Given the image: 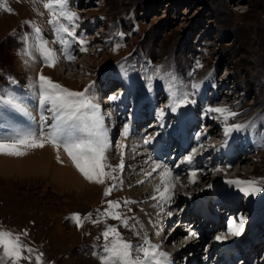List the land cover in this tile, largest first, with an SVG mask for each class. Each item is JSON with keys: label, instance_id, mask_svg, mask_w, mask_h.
I'll list each match as a JSON object with an SVG mask.
<instances>
[{"label": "rangeland", "instance_id": "obj_1", "mask_svg": "<svg viewBox=\"0 0 264 264\" xmlns=\"http://www.w3.org/2000/svg\"><path fill=\"white\" fill-rule=\"evenodd\" d=\"M5 2L12 12L0 8V71L15 77L21 85L16 94L20 92L28 95L30 98H27L26 102L33 97L28 85L41 72L70 90L82 91L90 79L100 83L103 80L109 83L116 82L118 79L124 82L128 77L118 76V65L121 62H125L129 68L128 76L132 75L137 79L142 75V69L147 62L155 66H165L180 78L181 87L186 88L193 82L200 84L195 99L198 96L200 98L202 94L200 90L209 86L211 92L207 95L203 93L200 98L202 102L196 99L202 110L200 111L202 113L197 114H203L205 105L206 107L212 105L205 100L212 99L216 103L211 107H228L238 113L229 121L230 124L254 121L253 128L234 133L232 136L241 137L239 140L242 143L237 145L239 156L243 150L250 151L248 155L242 153V157H246V162L240 163L241 169L233 168L232 171L225 173L226 175L210 173L216 174L221 179L226 177L227 180L259 181L264 178V0H68L71 11L80 17L79 27L76 29L77 35L82 30L90 41L87 51L80 52L79 46L75 45V49L79 52L76 54L77 59L71 62L65 58L62 46L54 42L56 36L53 26L49 24L51 14L43 7L48 0H5ZM28 22H34L39 26L43 39L47 41V47L55 52L58 58L55 67L46 66L42 54L38 51L33 50L31 58H22L18 54V50L24 48L25 37L32 36L33 28ZM120 32L124 34L122 40L116 35ZM117 42L122 43L123 46L113 51V46ZM36 54L39 55L40 63ZM26 59L27 63H25ZM31 61L33 63H29ZM197 62L202 66L197 67ZM32 64H37L35 69L28 68ZM8 83L4 76H0V85ZM222 83L228 86L225 90L220 87ZM142 91L140 95L154 94L156 98L160 96L159 98L164 100L166 103L164 105L169 103L168 96L164 90L162 91L159 82L154 91L149 92L147 88L146 91ZM102 93L104 96V92ZM211 115L218 125L215 135L213 134L211 138L224 140L223 128L220 127L224 125L223 120L216 118L215 113ZM201 124L202 122L199 123L200 126ZM0 130L3 131L2 128ZM135 130L139 133V128ZM119 132H116L117 136L120 135ZM251 140L256 146L249 144ZM244 144L245 147L240 149ZM116 146L113 144L112 152H108L111 160L117 158ZM42 149L30 150L22 157L0 155V230H11L14 233L26 230L27 235L21 237L22 242L34 249L31 261L22 259L19 264H36L35 255L39 253H43L42 264H100V260L92 254L93 245L98 247L103 245L104 239L101 233L108 226H116L123 238L134 245L141 243V237L145 233L149 239L154 238V234L143 232L141 228L143 225L146 226L142 221L144 216L141 211L144 206L152 202L145 201L151 196L144 199L133 197L131 190L136 191L137 187L133 186L135 182L125 183L124 168L122 172L117 170L113 173L117 177L115 181L108 179L102 185L88 183L92 186L91 192L86 190L84 194V191L80 193L81 190H76L73 185H69L52 172L53 170L48 166L49 162L46 163L42 155ZM233 157L236 158L237 154ZM111 160L108 159L111 165H118ZM75 170L78 172L77 169ZM236 172H238L237 178H231L230 176ZM180 179L177 187L179 186L182 198L183 195L187 196L189 193L195 195L198 190H206L207 185L211 183L204 178L200 186L194 189L188 188L189 193H186L188 190L185 185L188 182ZM120 180L123 184L113 189L110 196L105 197V189L113 183L119 184ZM224 184L221 185L222 189H227ZM229 190L234 188L230 187ZM234 192L238 190L235 189ZM216 194L213 190L209 200L214 196L217 197ZM259 194L261 195L256 200H262L259 202L264 207V192ZM222 195L226 200L229 199L226 193ZM173 198L175 203L179 197ZM241 198L243 197L236 198L238 206L245 208L246 211L257 212L252 210V207L257 205H253L254 201L250 202L252 198L244 196V199L247 198L246 200L249 201L247 204H252L246 207L240 203ZM108 200L120 202V207L115 211L122 216L133 218L129 219V224H135V230L126 228L120 221L108 217H104L99 223L83 220V217L89 213L92 214V219L96 220L99 216L97 209L104 212L108 207ZM125 200H133L135 204L124 205ZM178 204L174 210L175 213L177 212L176 219L179 220L185 214L183 213L185 210L183 212L180 210L185 208L186 203L183 200ZM210 205L214 210L215 206ZM261 205L259 206L262 207ZM188 207H191L189 202ZM128 209L131 211L129 212ZM189 210L186 214L190 213ZM216 212L217 215L221 213ZM215 213L214 216H217ZM74 214H80L82 217V227L78 228L72 220ZM164 216L167 218V214ZM164 216L162 224L165 229L164 226H156L157 230L162 229L160 233L163 240L170 233V229L173 230L172 225L175 220L170 216L168 222ZM212 216L213 214L210 217ZM253 216L256 217L254 221L260 220L264 217V211ZM201 222L200 224L203 225L204 221ZM210 228H213L212 223L208 226V229ZM136 232H139L140 236H137ZM257 235L264 238V232ZM244 241L254 248L255 244L249 241V238ZM162 242L165 244L164 241ZM211 243L206 242L209 245ZM213 245L216 246L214 243ZM199 250H201L200 246L197 251L200 252ZM260 259H264V254ZM178 260L175 261L176 264ZM0 261L2 264H12L10 259L3 257L2 248H0Z\"/></svg>", "mask_w": 264, "mask_h": 264}, {"label": "snow or ice", "instance_id": "obj_2", "mask_svg": "<svg viewBox=\"0 0 264 264\" xmlns=\"http://www.w3.org/2000/svg\"><path fill=\"white\" fill-rule=\"evenodd\" d=\"M43 7L51 14L49 24L53 26L56 36L54 42L62 46V51L68 61H74L75 55L73 54L74 48L72 46L78 45L79 50L83 52L88 50L90 43L87 35L82 30L77 35L76 29L79 27L80 17L77 13L71 11L68 0H48V2L44 3ZM0 8L9 13L12 12V9L8 7L5 0H0ZM28 23L33 28L32 36L31 38L25 37L24 48L18 50V54L22 58L31 57L33 50L38 51L42 54L43 62L46 66L55 67L58 62L55 52L47 47V41L43 39L39 26L35 25L34 22ZM116 35L120 37V40L123 39L124 34L122 32ZM122 46V43H115L113 51H117ZM27 62L26 59L25 63ZM201 66L197 62V67ZM118 68V76L127 78L129 68L126 66V63L121 62ZM0 76H4L9 81L7 85H0V128L3 129L0 132V155L22 157L27 155L30 150L43 148L46 144H51L57 150V161L62 163L59 150L63 148V151L70 157L75 168L87 181L102 185L108 179L114 181L117 179L113 173L117 172V170L123 171V155L121 156L120 163L116 166L111 165L107 160L106 153L112 147V142L111 127L105 123V120L111 117V113L109 112L107 117L105 116L101 102L97 99L94 81L89 83L82 91H73L58 82H54L42 72L39 73L37 78L30 81L28 85L36 101L34 107L39 112V120L31 117L35 121L34 126L29 127L28 130H21L13 123L16 114L31 116V113L25 103L16 94L19 82L11 74H5L2 71H0ZM139 79L144 81L141 88H147L149 92L155 90L158 82L162 90L166 92L169 103L165 106V109L157 110V116L161 121L165 118L166 110L171 114H175L177 120H179L185 115L181 109L197 103L195 96L199 92L200 84L193 82L186 88L181 87L180 78L177 77L174 71L168 70L165 66H155L151 62H147L146 66L142 69V75ZM134 94L138 100L140 95L139 89L129 88L128 96ZM124 95V93H120L119 95L113 94L109 95L107 99L110 103H113L124 98ZM129 112L130 114L132 113L131 106H129ZM213 113L217 114L216 118L222 119L224 122L223 133L225 139L223 147L228 145L229 138L234 133L247 131L254 127V121L230 124L229 121L234 119L238 113L228 107L208 106L203 109L204 116L211 118V114ZM160 126L164 127L165 125L161 123ZM131 131L130 123H124L121 135L127 139ZM158 135L159 133H156V136ZM202 135H206V133L203 131L197 133L196 139L199 141ZM156 136L151 134L146 135L143 139V144H152ZM200 147H203L202 143ZM212 147H215V145H212ZM197 151V148H193L191 153L184 157L182 163L191 164ZM232 166L228 164L225 167L231 168ZM176 167H179V165L169 167L167 164L154 162L152 172L162 169L159 174L161 176L163 191H161L159 185L155 189L159 193L158 200L162 203H170L173 200L174 181H179L180 179L179 175H173ZM198 171L200 169H192L190 171V182L193 184L197 183L196 176ZM212 171L220 172L223 169L217 167L212 169ZM146 175L150 177L152 173L149 172ZM138 183H143V181H138ZM224 183L243 193L245 197L264 192V187L261 186L264 185V178L259 181L255 179H234L226 180ZM122 184V180H120L119 184L113 183L105 189L104 196H110L113 189ZM213 187L212 184L207 185L208 189H212ZM152 198L157 199L156 196ZM123 203L127 205L135 202L125 200ZM162 203L160 204L161 208ZM107 205L108 207L104 212H100L97 209L99 216L96 220L92 219L91 213L83 217V220L99 223L104 217H108L120 221L126 228L135 230L136 225L129 224V219L133 218L122 216L119 212L115 211V209L120 207L119 201L108 200ZM128 211L130 212L131 209H128ZM166 214L170 216L172 213L168 212ZM246 219L247 216L242 213H238L236 217L230 218L228 232L239 236L244 230ZM72 220L78 228L83 226L80 214H74ZM26 235V230L21 233H14L11 230H0V248L3 250V257L10 259L12 264H19V261L22 259L29 261L32 259L34 249L24 244L21 239L22 236ZM101 235L104 239L103 245L99 247L93 245L92 251V254L100 260V264H175L171 255L161 251L160 245L153 244L146 233L141 237V243L136 245L125 240L116 226H108ZM136 235L140 236V233L136 232ZM155 235H159V232H156ZM193 235L195 233H189V236ZM225 238L223 232L215 237L217 241H224ZM24 253H27V255H24ZM42 257L43 253L35 255L36 264H42ZM0 264H2V261H0Z\"/></svg>", "mask_w": 264, "mask_h": 264}, {"label": "bare ground", "instance_id": "obj_3", "mask_svg": "<svg viewBox=\"0 0 264 264\" xmlns=\"http://www.w3.org/2000/svg\"><path fill=\"white\" fill-rule=\"evenodd\" d=\"M36 55L39 60V55L38 54ZM29 63H33V62L31 61ZM38 63H40V60ZM36 66L37 64L34 65L32 64L28 66V68L35 69L34 67ZM20 88L21 85H18V89ZM95 90H96L97 99L101 102V107L105 116L107 117L108 113L109 112L111 113V117L106 118L105 123L111 127L112 147L114 141L116 142L115 144L117 145L116 146V150L118 153L117 158L111 160L108 157V154H110L108 152H112V147H111L110 150L106 153L107 160L109 159L112 162H116L119 164L121 161L120 160L121 156L123 155L124 170H125L124 177L126 178L125 183H128V181L135 182L133 183V186L137 187L136 191L135 189L131 190L133 197L138 199H144L145 197L151 196L145 199V201L146 202L152 201V202H150L149 205L144 206L141 211V213L144 216L142 221H144L146 225V226L143 225L141 227L143 228V232L145 231L151 233L152 235L154 234V238H152L153 241L150 239L151 242L153 244L158 242L157 244L160 245V250L169 253L171 255V258L174 260V262L175 261L177 262V260L179 259L178 264H181V260L185 256L187 257L186 264H238L239 261L241 260H246L247 261L246 264H264V259H260L262 254H264V248H262L264 243V238L262 239L261 236L257 235L256 237H254V239H258V240L257 241L255 240L253 242L255 246L254 248H252L249 244L245 243L244 239H241L238 242L233 241V234L228 232V225H224V221L222 222V220L214 225L212 224L213 227L212 229L211 228L208 229L209 224L212 223L214 219H217L218 215L222 216V214L225 212L224 210L225 207L232 208L234 212V217H236L238 213H242L247 217H249L248 221L246 223L244 222L245 230L241 238L246 236L247 224L251 222L250 219L252 220L253 217V219L256 220L255 216L252 215L250 216V214H246L245 208H242L241 206H238L236 204V198L239 196L244 197V195H242L243 193L239 191L234 192L235 188L234 190H229L230 187L227 184H224V181H226L227 178L224 176L226 180L225 178L221 179L216 174H213V173L225 174L229 171H232L233 168H238L241 164L243 163L245 164L246 157H242V155H240V157H242L240 158V160L236 161V159L235 160L231 159V161H226L224 157H220L217 154H215L222 151L224 152V155L227 156L228 152L233 149V146L235 144V138L233 139V137H230L228 141V145L226 147H223L222 145L224 144V140L219 141L214 139V137L211 138L213 134L215 135V131H217L218 129V125L214 123V119L208 118V116H204L203 114L202 115L196 114V112L192 110H182V112L185 115H183L179 120H177L175 114H171L168 110H166V115L164 120L161 121L159 119L156 121L157 124L159 125L158 127L157 125H155L152 126L154 128H147V129L142 128L147 121H150L153 118H158L157 110L158 107L162 106L161 105L162 100L160 101L158 98L153 96L147 97L144 96L143 94L139 95V99L137 100V97H133V95L132 97L128 96V91H127L126 94L124 95V98L121 99V102L120 100L114 102V106L119 108L120 110L119 113L113 107V104L108 101L107 99L108 96L105 95L102 96L103 93L101 92L100 89L98 90V88ZM114 94L119 95V93L117 92ZM17 96L28 107L31 116L17 113L13 123H15L17 128L21 130H28L29 127L34 126L35 124V121H33L31 117H35L36 120H39V112L37 111L36 107H34L36 102L35 99L33 101L34 97H32L31 100H28L26 102L27 98L30 97L28 95L26 96L24 93L19 92ZM219 98L220 97H218V99ZM208 100H210L209 105L211 104L215 105L216 103L215 101H213L212 99H208ZM200 101L202 102V100ZM205 102H207V100H205ZM201 104L203 103H200V105ZM129 106H131L132 109L131 114H128ZM165 106L166 105H164L163 108L161 109H165ZM105 107H107L105 110L106 112L104 111ZM197 107H198V111H202L200 109V106L197 105ZM200 122H202L201 126L199 125ZM124 123H130L132 129L131 134L127 137V139H125V137L121 135L122 133L121 131L123 129ZM161 123H163L165 126L161 127L160 126ZM116 124L117 125L119 124L121 127L119 136H117L116 134L117 132L115 129ZM222 124H224V122ZM223 126L220 127L223 128ZM136 128H141V130H139V133L137 130H135ZM202 131L205 132L206 135H202L200 137V140L198 141L196 139V135L197 133H200ZM156 133H159V135L156 136ZM149 134L156 136L155 141L150 145H144L143 139L145 138L146 135ZM132 137H135V139H133ZM201 143L203 144V147H200ZM212 145H215V147H212ZM193 148L198 149L196 155L193 157V162L191 164L182 163L184 157L190 154ZM210 154L213 155V157L209 158V160H206ZM42 155L46 160V163L49 162L48 166H50L51 170H53L52 172H54L55 175H57L61 180L67 182L69 185L70 184L73 185L76 188V190L78 191L81 190L80 193L84 191V194H86V190H88V192H91L92 186L88 185V183L90 182L87 181L79 171L77 172L75 170L76 168L74 165H72L73 163L70 157L66 156L67 154L62 150V148L59 150L60 160L62 161V163L57 161L56 158L57 150L53 148L52 145H45V147H43L42 149ZM130 156L132 157L130 158ZM154 162L167 164L169 167L179 165V167H176L174 169L173 175L174 176L179 175V177L180 176L182 177L180 179L181 181L182 179H184L188 182V184L185 185L187 190L188 188L194 189V187L196 188L200 186V184L202 183V179L204 178L206 180H209L211 182L210 184H212L214 187L212 189L206 188V190L203 191L198 190L196 191L195 195H192V193L190 194L188 190L186 191V193L188 192L189 194L187 196L183 195L184 198H182V194H180L179 192V188H178L179 186L177 187V185L180 182L174 181L175 188L173 190L174 191L173 197L175 198L179 197L177 198L178 200H176L175 203L173 200L170 203H162L158 200L159 193L155 191L158 185L161 187V191H163V185L161 184V176L159 174L160 171H162V169H158L156 172H152V169L154 167ZM69 163L72 166H74V168L71 165H69ZM131 163L133 164L132 172L131 174H127L128 175L127 176L126 175V173L128 172L127 168L131 167L130 165L128 166V164ZM228 164H231L233 166L231 168L225 167ZM217 167L222 168L223 171L220 172L212 171V169H215ZM192 169H200V171L197 172V176H196L197 183L195 184L190 182L189 174ZM149 172L152 173V176L150 177L146 175ZM58 174L61 176H59ZM139 174L142 175V178H140ZM236 176H238V172H236V174L234 175H231L230 177L232 178ZM138 181H143V183H138ZM222 184H224V186H227V189H222L223 187L221 186ZM131 187H129V190ZM213 190H215L219 196H221L222 193H226L229 199L226 200L224 198L225 196L224 197L221 196L222 198L220 199V201L218 203H215L214 198L216 196H214L212 200H209V197L213 192ZM178 193L179 195H177ZM257 195L249 196L247 198H252L253 201L255 202L257 201L256 198L260 197L261 194H257ZM153 196H156L157 199H153L152 198ZM183 200L186 203L185 211L183 212L185 214L183 215L182 218L180 217V219L178 220L176 219L177 212L175 213L174 209L176 208L177 205H179L178 203H180L181 201L183 202ZM188 202L189 205L191 204V207H193L194 210L192 211L189 210ZM161 203H162V208L160 206ZM210 204L215 206L214 210H212L211 208L212 206ZM188 210L190 211V213L186 214ZM216 211H220L221 213L217 215ZM168 212H171L172 214L170 216H172L173 220L175 219L172 227H175L177 222L178 225L176 228H174V230L172 231L173 233L167 238V240L164 241L160 233L162 229L157 230L156 226H161V227L164 226L162 224L163 216ZM214 213L217 216H214ZM212 214L213 216L210 217ZM170 216L167 215V218L164 216L168 222H170L169 221ZM201 220L204 221L203 225L200 224ZM254 220H252V224L250 228L253 227ZM260 220L264 222V217ZM186 224L193 226V228L195 229L198 235L197 237L195 236L189 237V233L191 232L190 231L186 232L184 230ZM258 225L259 224H256L255 227ZM163 228L165 229V226ZM156 232H159V235H155ZM222 232L225 234L226 237L225 240L217 241L215 237L217 235H220ZM186 233L187 236L190 238L192 244L190 243L188 248L183 247L182 249H179L181 248L180 245L182 243V241H180L181 243L179 242L180 237L185 235ZM162 241H164L165 244H163ZM206 242H212V243L209 245L206 244ZM213 243L216 246H214ZM199 246L201 247V250H199L200 252L197 251ZM234 246H236L239 250L242 251V255H237L236 257L233 256L234 254L232 252L233 251L232 248ZM226 249H228V254H229L228 257L226 259L224 257H219V254H221L222 251ZM255 258L256 260H254ZM213 260H215V262Z\"/></svg>", "mask_w": 264, "mask_h": 264}]
</instances>
